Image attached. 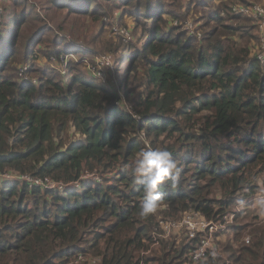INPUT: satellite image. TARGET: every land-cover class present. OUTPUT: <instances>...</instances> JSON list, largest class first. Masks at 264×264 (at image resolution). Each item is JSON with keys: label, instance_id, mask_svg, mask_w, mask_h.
<instances>
[{"label": "trees", "instance_id": "1", "mask_svg": "<svg viewBox=\"0 0 264 264\" xmlns=\"http://www.w3.org/2000/svg\"><path fill=\"white\" fill-rule=\"evenodd\" d=\"M13 1L3 3L0 36V264H79L81 252L97 254L94 264H204L187 260L204 234L185 229L160 236L143 254L156 242L158 220L191 206L208 220L235 215L218 240L229 262L207 255L206 264H264V222L234 210L238 197L256 195L264 173V32L237 25L248 15L231 12L235 0H29L37 14L67 9L104 27L112 20L128 27L129 38L115 36L125 49L119 65L125 57L128 66L123 94L79 67L82 44L57 42L46 52L50 64L52 55L70 56L68 78L41 66L20 30L36 14ZM190 15L201 37L184 28ZM143 131L182 167L180 185H162L159 209L147 218L139 216L142 185L131 175L132 161L150 146ZM7 171L64 187L5 179Z\"/></svg>", "mask_w": 264, "mask_h": 264}, {"label": "rangeland", "instance_id": "2", "mask_svg": "<svg viewBox=\"0 0 264 264\" xmlns=\"http://www.w3.org/2000/svg\"><path fill=\"white\" fill-rule=\"evenodd\" d=\"M20 1H21L22 8L31 10V14H36L32 18L26 20V22L20 28V30H21L25 39L32 38L31 42L33 44V49L35 51L37 50L34 54L38 55L39 64L41 66L49 65V66H52L54 68L59 67L60 72L62 74H64L66 76V78H68L72 71L69 68H67V66L65 64L68 63L70 56H68L67 54L61 53L59 55V59H57L54 57V55H52L50 58V61L52 62V64H50V62H48V59L45 57V55L47 54L46 52L48 50L53 49L54 45H56L57 42H60V45H62L63 43H66V42L82 44L83 47L87 48L86 49L87 52L84 53V56L82 58L84 64L80 63L79 67L82 69L83 68L87 69L88 72H90L94 76L98 77V80H104V81H102L103 83L113 85L114 88L116 90H118L119 92H121L122 94L126 91L127 86H123V85L119 86V84H122V82H123V80H122L123 76L122 75H125L128 71L127 61H126L125 57H123L121 60V65H119V61L117 60L119 58V53L122 56L123 52H125V49L123 46V41H121L119 38H115V36L118 34H116L112 29L113 25H115V24H117L118 26H121V25H119L117 22L113 21L110 18L112 20V24H110V26H108V27H104L103 24H101L99 21L93 20L92 18H90V16H79L75 12L69 13L67 9H64V10L62 9V10H57V11H55V10L49 11V10L45 9L44 7H40L38 9V10H40V12H38V14H40V15H38L34 11L35 8L33 6L32 7L29 6V4L31 5V2H30L31 0L30 1L27 0L26 4H24V5H23V3H25V2H23V0H20ZM36 1L40 4V6H43L41 0H35V3L37 4ZM238 1H242V2H238ZM246 2L248 4H246ZM3 3L4 4L8 3L9 5L14 6L13 0H6V1L0 0V4H1L0 6H3ZM235 3H241V4H235ZM235 5H237L238 8L240 6L247 8V11H241V12L248 15V16H242L241 15L240 20L236 22V23H238L237 25L241 26L243 29H249L251 31H254V26H255L256 30L259 31V34L261 35V37H263L264 17H260L256 14V9L254 6L258 5L261 8H264V0H235L233 2V5H230L231 12L233 10H236L234 8ZM32 8H34V10ZM46 13H47V15H46ZM227 13H228V9H224L223 15L227 16ZM44 14L47 16V19L41 18V17H43ZM115 14H117V12H115ZM249 16H251V17H249ZM187 20H188V22L193 23V25L195 27V31L197 32V30H196L197 24L195 23L193 16L190 15ZM253 22H255V24L256 23L257 24L255 25ZM186 23H184V24H186ZM102 26H103V28H102ZM121 27L128 29V27H126V26H121ZM10 28H12V27H10ZM1 29H2V26H1V21H0V36H1V32L5 28L3 30H1ZM64 30L69 32L71 35L66 36L64 33ZM5 35H6V38L10 37L9 34H5ZM199 37H201V32H200ZM252 41L257 42V39L253 38ZM262 43H263L262 46L264 48V37L262 38ZM66 44H68V43H66ZM22 49H24V48H22ZM79 53H81V52H79ZM101 54H110L112 56V60H111V62L106 63L104 65L101 64L102 67H99L98 58ZM72 56L75 59H77V57H80L75 52ZM78 60H80V58H78ZM19 63L20 62L18 61L14 64L16 67V70H17V66L21 65V64L18 65ZM93 65H94V71L95 72L100 71L101 72L100 75L103 76L104 78H100L99 75L94 74L93 69H92ZM116 65H118V69H116ZM129 84H130L129 87L133 86V84H131V83H129ZM138 135L142 139L144 144L146 141V142H148V144L150 146H152V137L148 138L147 134H145V131L138 134ZM167 142H171V140L168 139ZM169 144L172 145L171 143H169ZM255 183L258 184V188H257L258 192L256 193V195H257L259 193L260 187H264V173L258 175ZM256 195H254L250 199H246V201L248 202V205H249V207L246 208V210L248 211V214L250 212H253L254 214L256 213L255 209L251 207L252 201ZM234 210L238 211L236 209V207H234ZM230 213H234V212L230 211ZM196 214H197L196 211L191 210L190 212H188V214L184 215L183 217H180V218L175 217V218H171V219L174 221H184L185 218L188 217V215L194 216ZM226 215L229 216L231 214L226 213ZM162 216H164V214H162ZM234 216H233V218H234ZM165 220L166 219H163V217H161L158 220V224L161 221H165ZM260 221L264 222V220H262L261 218H260ZM230 223L231 222H228V225ZM161 230L162 229L159 230L158 236L162 237ZM122 233L124 234V231H122ZM157 246H159V245H157ZM152 248H155V247L151 243L150 248L147 249L143 254H150V251ZM227 258H228L227 256L220 258L219 259L220 263H222V261H227L228 260Z\"/></svg>", "mask_w": 264, "mask_h": 264}, {"label": "built area", "instance_id": "3", "mask_svg": "<svg viewBox=\"0 0 264 264\" xmlns=\"http://www.w3.org/2000/svg\"><path fill=\"white\" fill-rule=\"evenodd\" d=\"M254 7L255 9H257L258 7L261 8L258 5H255ZM234 8L237 11L238 10L247 11V8L242 7V6L238 8L237 5H235ZM2 16H3V7L0 6V21L2 19ZM177 21L178 20H175V23H177ZM185 23L186 24H184V28L188 29L190 34L196 33L198 36L200 35L199 31L197 32L195 31V27L192 22H188V20H186ZM112 29L118 35L123 34L126 39L130 37L129 30L121 26H118L117 24L113 25ZM260 57L262 56L260 55ZM111 60H112V56L110 54H101L98 58L99 67H102V65L111 62ZM92 69L95 75H99L100 78H104L103 76L100 75L101 74L100 71L98 72L94 71V65ZM101 81H104V80H101ZM134 116L137 118L140 117L137 114H134ZM146 143L147 145H149L148 142ZM1 176H3V178L5 179L19 178L21 180H25L30 184V186H41V187H49V188H52V187L63 188L64 187V183L62 181H55L47 176L45 177L34 176L28 173L23 174V173L9 172V171L3 172ZM84 176L93 177L94 179L98 181L101 180V177L99 174L86 173L84 174ZM191 210L196 211L197 214L194 216L188 215V217L185 218L184 221H174L172 219H166L165 221H161L159 223V230L162 229L161 230L162 237L168 238L172 233H175L177 231H183L182 229H185L186 234H188L190 237H194L198 232H202L204 235L202 236L199 244L195 248L190 250L187 260L188 261L196 260L194 259V257L196 256L203 242L205 241H209L211 242V244L214 245L218 253L217 257L226 256V254L222 251L218 240L221 238L224 239L226 237L227 231L229 229L228 222L232 223L234 213H230L231 215L229 216L225 215L222 219H219V220H212V219L208 220L195 207L192 206L180 217H183L184 215L188 214V212H190ZM159 230H158V227H155L154 231H152V234L156 239L154 246H157L159 242L158 241L160 237L158 236ZM245 241H249V235L245 237ZM207 255H210L209 250H205V252L200 255L199 259L205 258L207 257ZM98 260H99V256L97 254H94L92 252H81L75 257L74 262L79 263V264H94ZM228 262L229 260H227V263Z\"/></svg>", "mask_w": 264, "mask_h": 264}, {"label": "clouds", "instance_id": "4", "mask_svg": "<svg viewBox=\"0 0 264 264\" xmlns=\"http://www.w3.org/2000/svg\"><path fill=\"white\" fill-rule=\"evenodd\" d=\"M256 14L264 17V8L258 7ZM181 173L182 167L174 157L173 152L167 147L145 146L139 151L132 161L131 175L134 185H142L143 197L139 205L140 218H147L158 211L164 197V193L160 190L161 186L167 184L169 188L175 190L180 185ZM245 192H247V189H245ZM235 207L238 211H242L249 205L244 198L238 197L235 201ZM251 207L255 209L256 215L264 220V187H260ZM205 250L210 251L213 260L216 259L217 250L209 241L203 242L194 259L199 261L200 255ZM206 261L207 257H205L204 264H206Z\"/></svg>", "mask_w": 264, "mask_h": 264}]
</instances>
